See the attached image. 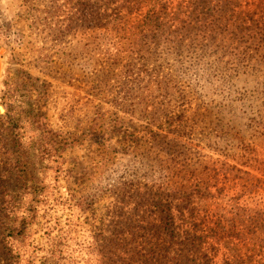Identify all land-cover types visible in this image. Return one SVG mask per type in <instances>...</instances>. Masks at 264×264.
<instances>
[{
    "label": "rangeland",
    "instance_id": "374dc122",
    "mask_svg": "<svg viewBox=\"0 0 264 264\" xmlns=\"http://www.w3.org/2000/svg\"><path fill=\"white\" fill-rule=\"evenodd\" d=\"M155 203L264 264V0H0V264H146Z\"/></svg>",
    "mask_w": 264,
    "mask_h": 264
},
{
    "label": "trees",
    "instance_id": "16d2710c",
    "mask_svg": "<svg viewBox=\"0 0 264 264\" xmlns=\"http://www.w3.org/2000/svg\"><path fill=\"white\" fill-rule=\"evenodd\" d=\"M157 219L153 222H149L145 228V233L151 240H154L152 248L150 247L148 252L143 256L144 262L150 264L154 262L155 264H166L169 246L178 245L183 250H190L196 244V238L190 237L189 232L185 231L184 235L186 238L183 239L181 243H176L177 233L173 228V218L171 217V210L160 203L152 204ZM189 207V202L186 197L182 198V206L179 208V214L183 215L185 212H190L192 210H187ZM12 234V232L10 233ZM165 243H169L165 246ZM172 260L177 261L173 258Z\"/></svg>",
    "mask_w": 264,
    "mask_h": 264
}]
</instances>
